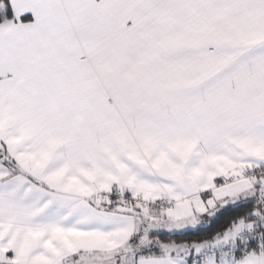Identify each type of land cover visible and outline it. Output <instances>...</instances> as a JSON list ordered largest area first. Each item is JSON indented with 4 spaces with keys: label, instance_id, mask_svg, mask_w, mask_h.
<instances>
[{
    "label": "snow or ice",
    "instance_id": "6c2138e0",
    "mask_svg": "<svg viewBox=\"0 0 264 264\" xmlns=\"http://www.w3.org/2000/svg\"><path fill=\"white\" fill-rule=\"evenodd\" d=\"M0 264H264V0H0Z\"/></svg>",
    "mask_w": 264,
    "mask_h": 264
}]
</instances>
